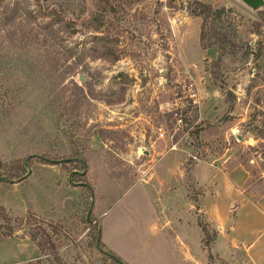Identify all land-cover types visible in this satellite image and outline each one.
Returning <instances> with one entry per match:
<instances>
[{
	"label": "rangeland",
	"instance_id": "obj_1",
	"mask_svg": "<svg viewBox=\"0 0 264 264\" xmlns=\"http://www.w3.org/2000/svg\"><path fill=\"white\" fill-rule=\"evenodd\" d=\"M110 1L102 21L97 0H0V237L25 264H111L101 252L122 264H224L218 229L254 211L262 217L245 228L264 227V19L235 0H198L229 10L242 47L216 64L193 0ZM196 165L200 179L240 166L248 181L232 198L214 194L217 182L197 186ZM158 216L197 261L152 234ZM43 232L58 259L31 241Z\"/></svg>",
	"mask_w": 264,
	"mask_h": 264
},
{
	"label": "crops",
	"instance_id": "obj_2",
	"mask_svg": "<svg viewBox=\"0 0 264 264\" xmlns=\"http://www.w3.org/2000/svg\"><path fill=\"white\" fill-rule=\"evenodd\" d=\"M198 165H196L193 168L194 176L196 184L198 187H204L207 183L213 182L216 183V186H214V191H212L214 194L216 192L217 194V187L220 191V188L222 190L228 191L231 195L230 198H232V190L233 189H242L243 186L248 181V172L245 171L244 168L238 166L233 168L232 170L228 172H220L218 173L216 169L214 172L212 171V175H208L206 180L200 179L197 175H195V168ZM210 169H212L209 166ZM237 170H240L244 173V181L240 184L233 181V175ZM144 182V181H143ZM220 183L221 185H218ZM218 185V186H217ZM220 186V187H219ZM216 189V191H215ZM227 189V190H226ZM240 191V190H238ZM264 196H262L263 199ZM228 199V198H226ZM261 199V201H262ZM218 200V198H217ZM217 200H213L215 205H213L212 208H219L217 205ZM218 210V209H217ZM9 211V210H8ZM215 213V212H214ZM263 213H256L254 212H244L243 216L237 217V222L235 223V226L228 228L227 230L221 229V231L218 229V232L216 234V237L214 239L215 243L213 244L214 249L217 251V254L219 255V260L222 261L224 264H264V227L255 229V227L249 226V228H245V225L248 223L247 221H250L254 218L262 217ZM244 219V223L240 222L239 220ZM253 224V223H252ZM171 226V220L168 216H158L155 218L154 221L151 222V231L152 234H160L164 231L168 233V239L175 242L178 246H180L181 250L185 251V260L193 262V260L196 257H192V255H189L188 252V242L185 238L181 237L179 234H172V231L168 229V227ZM252 227V228H251ZM254 228V229H253ZM200 229V228H199ZM225 231H228V233H224ZM200 229V234H201ZM254 237L255 240L248 241L246 238L248 237ZM201 240V239H200ZM219 242H222V246L219 248ZM201 248V247H200ZM213 249V250H214ZM20 245L16 244L11 237H0V264H25L24 260L22 259L20 254ZM202 251V249H200ZM224 252L228 254L222 255ZM203 253V252H202ZM241 254L242 258H236L238 254ZM202 257L204 258V255L202 254ZM198 258H196L195 261H197ZM196 263V262H195Z\"/></svg>",
	"mask_w": 264,
	"mask_h": 264
},
{
	"label": "trees",
	"instance_id": "obj_3",
	"mask_svg": "<svg viewBox=\"0 0 264 264\" xmlns=\"http://www.w3.org/2000/svg\"><path fill=\"white\" fill-rule=\"evenodd\" d=\"M96 10H97V18L102 20L104 19L105 15L108 13L109 10L114 11L113 4L110 0H97L96 2ZM189 13L194 18H199L201 20V27H200V43L201 45L207 49L210 47H217L220 51V57L217 58V63L219 64L221 57L223 55H235L238 53V51L242 50V47H239V45L236 43L237 41V35L235 32H232L228 30L229 25V10H225L224 8L220 9H214L212 6L208 4H204L198 0H193L192 3L189 6ZM18 9L15 10L12 13V16H16L18 13ZM260 18L264 19V11L257 12L256 13ZM1 15V14H0ZM4 15V13H2ZM27 17L31 16V12H26ZM46 17H54L52 19L56 20L57 23H61V31L64 29H71L72 24L65 20H58V17L55 16L54 12H47L46 14H43ZM26 17V16H24ZM14 19V18H13ZM54 24H46V27L43 28V30L48 34H54L53 31H51V27ZM252 26L253 31L255 34L260 33V26L257 23H253ZM57 37V36H55ZM200 133L199 128H195L190 132L191 137L193 136L194 139H198ZM264 138V135L262 136ZM38 158V157H37ZM43 161L47 164L55 165L56 162H49V160L43 159ZM26 165H24L25 167ZM6 181V180H5ZM9 182V181H8ZM200 226L201 232L203 235L208 236L207 226L198 224ZM9 233H12V230L10 229L8 231ZM43 240L39 242L37 239V234L30 235L31 241L36 242L37 247L40 248L41 251L44 250H50L53 255H56L57 258V250L54 244L51 243L50 239L55 234H52L53 236H49L48 234L43 232ZM209 240L206 242L208 243ZM104 255V259H108L111 261V264H122V262L115 258L114 256H109L108 254L102 253Z\"/></svg>",
	"mask_w": 264,
	"mask_h": 264
},
{
	"label": "water",
	"instance_id": "obj_4",
	"mask_svg": "<svg viewBox=\"0 0 264 264\" xmlns=\"http://www.w3.org/2000/svg\"><path fill=\"white\" fill-rule=\"evenodd\" d=\"M235 1L240 2L243 6L248 8L253 13L264 11V0H235ZM241 139L242 138L238 136V140H241ZM145 153L147 154V152Z\"/></svg>",
	"mask_w": 264,
	"mask_h": 264
},
{
	"label": "built area",
	"instance_id": "obj_5",
	"mask_svg": "<svg viewBox=\"0 0 264 264\" xmlns=\"http://www.w3.org/2000/svg\"><path fill=\"white\" fill-rule=\"evenodd\" d=\"M179 122H181V120H179Z\"/></svg>",
	"mask_w": 264,
	"mask_h": 264
}]
</instances>
